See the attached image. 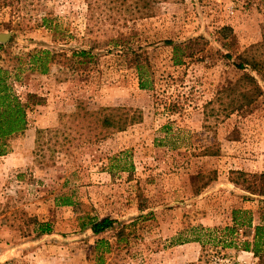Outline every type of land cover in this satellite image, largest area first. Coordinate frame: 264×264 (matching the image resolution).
Returning <instances> with one entry per match:
<instances>
[{
  "label": "rangeland",
  "instance_id": "374dc122",
  "mask_svg": "<svg viewBox=\"0 0 264 264\" xmlns=\"http://www.w3.org/2000/svg\"><path fill=\"white\" fill-rule=\"evenodd\" d=\"M9 1L0 67L37 103L0 146V264H264L249 251L264 226V47L260 71L235 67L264 41V0H153L142 16L109 0ZM14 12L50 28L13 30ZM110 108L123 130L102 127ZM233 210L248 212L241 226Z\"/></svg>",
  "mask_w": 264,
  "mask_h": 264
},
{
  "label": "trees",
  "instance_id": "16d2710c",
  "mask_svg": "<svg viewBox=\"0 0 264 264\" xmlns=\"http://www.w3.org/2000/svg\"><path fill=\"white\" fill-rule=\"evenodd\" d=\"M8 0H0V6L7 2ZM153 0H109V3L113 5V7H122L124 6V10L128 11L129 5L133 4L135 7V11L138 13V16L147 15L150 12L151 2ZM13 16L15 20L13 21V30H21L27 27L28 29L37 28V27H44L50 28V20L46 17H40L39 19L35 20L33 23H30V18L26 19L25 15H21L19 13L14 12ZM7 27L9 23L6 24ZM170 44V41H167ZM264 47V41L258 43L250 47V49L244 51L240 57L239 61L235 64V67L238 70L244 71L246 66L252 71H260L262 62L257 60V57L252 53H256L260 50V48ZM6 46L0 44V50L6 51ZM181 49V45H174L173 50L176 53L178 50ZM252 50V51H251ZM50 52L48 50H37L35 54L32 55V59L37 57L40 61V73L47 72V65L46 59L49 60L51 57L48 58ZM37 54V55H36ZM40 54V55H38ZM86 54L85 51H80L79 55L84 56ZM176 63H181V60L175 58ZM33 63H35L33 61ZM13 75L14 77L17 76V73L10 74L9 70L6 68L0 67V146L3 145V141L9 137H14L20 135L24 132L27 125V118H26V110L29 105H34L37 102L34 100V96L26 95L25 98H20L12 89V86L8 79L10 76ZM243 79L245 80V84L242 87V90L239 91V94L243 98H249L248 102H251V96H254L256 92H259V86L257 81L250 76L249 74H243ZM140 79V78H139ZM245 86H248L246 88ZM139 87L141 89L145 88L144 82L139 80ZM127 123V117L122 113L120 108H110L101 116V125L104 128L113 127L116 131L123 130ZM2 150L0 151V153ZM64 204H69V202H64ZM248 212L240 211V210H233V225L241 226L243 222L241 220L246 219V215ZM241 217V218H240ZM249 221V218H248ZM115 220L105 217L103 219H94L89 220L87 226L89 227L90 231L98 235L101 232L112 228ZM250 224V222H249ZM39 232L42 234H48L50 232V226L47 223H41L38 225ZM229 230H233V228H228ZM262 233H264V226H254L253 228V235H252V242L249 248V251L253 253L255 257L261 259L262 250H264V243H262ZM248 249V247H246Z\"/></svg>",
  "mask_w": 264,
  "mask_h": 264
},
{
  "label": "water",
  "instance_id": "95a60500",
  "mask_svg": "<svg viewBox=\"0 0 264 264\" xmlns=\"http://www.w3.org/2000/svg\"><path fill=\"white\" fill-rule=\"evenodd\" d=\"M10 33H0V44L7 42L10 38Z\"/></svg>",
  "mask_w": 264,
  "mask_h": 264
}]
</instances>
